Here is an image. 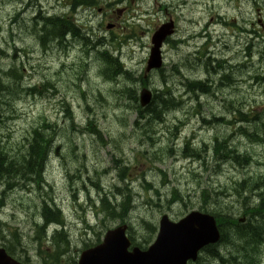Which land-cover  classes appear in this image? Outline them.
Masks as SVG:
<instances>
[{
	"label": "rangeland",
	"instance_id": "obj_1",
	"mask_svg": "<svg viewBox=\"0 0 264 264\" xmlns=\"http://www.w3.org/2000/svg\"><path fill=\"white\" fill-rule=\"evenodd\" d=\"M249 1L150 0L142 5L150 8L148 14L137 18L139 21L131 19L132 14L125 15L122 21L125 25H131L130 32L137 34L138 44L132 42L131 45L134 46L121 48L119 53L135 79L144 71L143 64L150 45L149 35L167 17L170 16L177 22V34L173 40L185 41L176 49L170 45L164 47L163 55V81L169 82L175 96L183 95L182 109L179 107L167 112L162 118L163 123H150L148 116V122L147 119L143 120L136 127L134 101L119 96L116 93L118 87L101 77L100 65L94 58L88 62L89 67L80 69L79 64L85 57L78 54V50L70 53L68 59L57 50L44 54L31 37L29 26H13L12 20L18 9L17 1L0 0V51L5 53L0 52V71L1 67L17 64L22 79L19 84L11 87L9 93H0V147L6 146L12 154H22L25 138L33 129L40 128L43 122L57 123L59 127H64H56L57 133L54 135V150L58 147V153L45 159V180L48 185L45 184V188L40 191L33 187L27 191L17 189L9 193L0 213L3 233L7 235V230H11L16 231L19 238L23 236V249L26 250L31 264H42L37 256V245L32 241L33 222L41 224V196L47 198L46 201L51 199L61 210L65 229L72 243L68 254L75 261L78 260L84 244L96 243L93 234H100L118 224L112 220L102 224V216L96 218L93 210V203H98L103 194L97 186L106 191H113L116 183L123 187L117 181V174L113 169V156L120 157L127 163L131 167V178H135L133 209L128 218V224L132 228L129 236H133L143 247L152 242L154 235L148 243H144L143 237L146 233L141 230L142 221L158 226L163 214L175 221L185 212L199 210V190L223 191L225 185L229 189L233 180L242 178L246 181L254 179L256 184L261 182L255 176L264 175V147L241 139L231 126L213 127L212 121L213 117L228 116L226 108L230 101L234 102L233 106L244 111L246 107L260 106L264 101L261 87L254 85L251 80L254 74L259 78L264 76V37L256 38L249 33L256 27L258 33L264 35V0ZM253 1H256V7ZM163 4L166 10L160 12L158 7ZM137 13L141 15L140 12ZM225 23L234 26H225ZM197 34L202 36L195 37ZM206 34L210 36V56L230 63L227 65L232 71L231 82L222 81L215 73L212 78L208 77L213 83L216 82L213 93L196 99L193 95H185L183 91L186 80H204L207 76L205 70L197 68V61L194 60L198 47L204 43L202 39L208 38ZM34 37L37 38L36 34ZM64 62L65 65L61 66ZM174 67L179 73L174 71ZM220 67L229 68L225 64ZM8 68L11 67H6L5 70ZM213 68L215 72L220 71L217 65ZM46 81L54 89L48 87ZM149 82L152 90L159 92L162 89L160 73L150 75ZM124 83L123 78L120 85L124 86ZM128 86L131 88L133 85ZM236 87L239 89H235ZM26 88H37L42 93L28 94ZM80 89L84 91L85 101H82ZM134 89L138 94V83ZM62 102L71 104L72 118L65 120ZM198 103L202 104V108H197ZM86 106H89V112ZM201 117L210 126L204 125ZM87 119H90L92 126H98L102 141L77 130V123L84 127ZM179 122L184 123L179 132L181 140L174 146L171 136ZM193 135V143L199 149H202L203 144L211 147L215 136L229 138L230 143H235L242 153L252 157L251 167L235 170L224 165L227 164L225 159L216 164V159L207 150L202 151L205 161L183 159L181 149L185 141ZM148 137L153 141L149 142ZM171 147L175 149L176 157H168ZM73 148L76 150L74 154ZM145 151L147 154L143 155ZM186 153L190 154L189 151ZM153 155L159 156L162 161L152 162ZM158 169L165 171V178L159 174ZM143 180L151 183L154 190H159L160 196H156L153 190H146ZM217 187H221V190H217ZM173 189L178 190L185 207L182 202L168 205ZM260 189L263 191L264 185ZM253 195L254 192L245 193V196L251 198ZM90 198L93 200L90 201ZM218 198L219 203L228 208L233 207V210L238 205L235 198ZM85 223L93 230H88ZM46 247L47 245L43 249H47ZM66 258L64 256L62 260L65 261ZM260 264H264V249L260 255Z\"/></svg>",
	"mask_w": 264,
	"mask_h": 264
},
{
	"label": "trees",
	"instance_id": "obj_2",
	"mask_svg": "<svg viewBox=\"0 0 264 264\" xmlns=\"http://www.w3.org/2000/svg\"><path fill=\"white\" fill-rule=\"evenodd\" d=\"M44 24V32L46 34L39 37L43 47L48 45L51 39L49 35L54 38L57 35V28L60 29L62 27L61 21H57V24L56 22L50 24L48 21H45ZM46 28H49L51 32L48 33V30L45 31ZM250 33L257 34L255 30L250 31ZM101 58L103 62L101 63L103 76L108 80L116 81V78L122 75V65L109 56L105 57L101 55ZM202 65L209 78H212V75L216 73L222 81L227 80L229 83L231 82L232 71L230 68L224 69L219 65L218 69H220V71L215 72L213 68L215 65H211L210 59L205 63L197 61V68L202 69ZM5 68L6 67H1L2 70L0 71V93H9L11 87L17 85L18 81H21V75H19V70L16 69L15 66L9 70H5ZM126 75L127 78H130L129 73L126 72ZM255 76H257L255 78L256 81L261 80L260 82L264 83V77L259 78L258 75ZM208 77L203 81L195 80L186 82L187 89L202 95L213 93L216 87H212L213 81ZM140 80L144 86L143 77H140ZM46 85L52 87V85L48 83ZM36 91V89L29 90L31 93H35ZM133 95L136 101V95ZM154 99V102L146 109H142L138 105L134 108L140 119L143 120L149 116L150 120L162 122V118L167 112L179 108L183 104L180 98H175L173 93L167 95L162 94L161 98L155 97ZM230 106L232 107V105ZM197 108L200 109L202 107L198 105ZM87 109L89 110V108ZM65 113L67 118H72L68 106H66ZM233 113H235L234 115H236L237 121L246 123L244 127L239 129L243 137L257 145L264 146V104L262 105L261 111L257 109L254 110L253 108L248 112L235 109ZM212 121H214L213 123L219 124L223 119L218 120L213 117ZM223 122H225V120ZM87 124L89 132L99 134V131L94 125L92 126L90 124V121H88ZM56 127H58L56 124L43 122L40 128L33 129L30 133V138L26 140V144L22 148V150H24L22 154L20 153L17 155L13 153L11 155L5 148L0 147V211L5 206L6 196H8L12 190L17 188L27 190L32 186H35L39 190L43 187L44 181L42 176L45 168V159L53 151V143L56 140L54 135L57 133ZM148 139H150V137H148ZM227 142V139H223L222 142H219V139L214 140L213 157L218 160L225 159L226 162L235 163L240 168L244 167L247 163V165H249L251 162L250 158L239 156L237 149L228 147ZM191 151L190 156L199 157L197 150L192 149ZM184 156H188V153H184ZM159 161H161V159L158 158L154 162ZM114 165L118 171L119 179L124 181L129 172L128 167L119 160H115ZM159 173L163 177L165 176V173L162 171ZM257 178L261 180L258 184H256L254 179L251 181L243 180L241 183H239V181L231 183L229 189L225 187L223 191L215 192L208 189L201 191L200 197L203 204H205L203 206L205 209L203 210L207 211L209 206L212 207L211 214L217 219L221 238L218 244L206 247L195 264H260L259 257L264 243V193L258 194V201L255 204H252L253 196L252 198L245 196V193L254 192L262 184L264 178H261V176ZM152 188L153 185L145 182L146 190H151ZM217 190H221V188ZM154 192L158 195L156 189ZM171 194V203L181 200L178 198V192L176 190L172 191ZM224 196L226 198H235L236 202H238L234 210L232 209L233 207L228 208L223 203L218 202V197L224 198ZM42 199L40 214L44 218V226L53 223L61 228L60 230L56 229L48 240L43 229L40 230L39 227H37L38 225L35 226L33 240L36 241L39 246L45 245L46 240L50 243L48 252L39 248V254L42 257L43 264H76L72 255L67 256V260H62V258L71 251L70 247L72 243L68 234L64 231V221L60 210L53 208L50 204H47L48 201L44 198ZM114 200L115 201L112 202L107 199V196H104L102 198L100 211L103 212L104 217L108 218V220L118 221L120 224L128 222L131 212L130 197H127L125 200L123 199V201L119 203L116 202V197ZM208 200H212V202L205 203ZM220 202L222 201L220 200ZM241 217L244 218V222H240ZM141 230L146 233L143 237V241L146 244L156 232V227L151 223L142 221ZM0 231L2 232V230ZM7 233L8 238L0 236V240H2V244L6 251L10 255H15L19 247H23V245L17 233L9 232V230H7ZM130 239L133 241L132 237H130ZM138 245L142 247V244ZM88 247L89 246H85L84 249ZM26 261L28 262V260Z\"/></svg>",
	"mask_w": 264,
	"mask_h": 264
},
{
	"label": "water",
	"instance_id": "obj_3",
	"mask_svg": "<svg viewBox=\"0 0 264 264\" xmlns=\"http://www.w3.org/2000/svg\"><path fill=\"white\" fill-rule=\"evenodd\" d=\"M172 24L162 26L152 37L153 47L147 63V72L161 67L160 47L172 33ZM151 93L143 90L140 104L147 106ZM126 227L108 231L102 244L83 251L77 264H187L194 262L198 252L219 240V232L213 216L194 212L177 223L163 216L154 243L146 250L133 248L125 236ZM0 264H19L0 248Z\"/></svg>",
	"mask_w": 264,
	"mask_h": 264
},
{
	"label": "flooded vegetation",
	"instance_id": "obj_4",
	"mask_svg": "<svg viewBox=\"0 0 264 264\" xmlns=\"http://www.w3.org/2000/svg\"><path fill=\"white\" fill-rule=\"evenodd\" d=\"M54 1L55 4H54ZM127 0H26V5L22 7H30L33 11L37 12V18L33 19L34 31L39 34L41 31V23L43 21H39L37 19H42L44 17H53V16H61L59 20L61 21H70L73 27L74 33L78 36L79 32L84 33L83 24L84 22V9L85 7H123L118 11V14L122 15L126 12L127 7H131L130 5H125ZM22 5V4H21ZM103 5V6H102ZM50 7V8H46ZM99 12L102 11L101 8H97ZM23 12L20 13L22 15ZM114 14V11L111 12ZM112 16L109 17L111 19ZM58 20V19H57ZM18 22V21H16ZM48 22L51 24L53 21ZM18 26L20 23L18 22ZM68 33L63 35V31L60 32V36L56 39V42H61V47L63 44H68L67 40ZM71 38H74L73 33L71 32ZM49 39V37H48Z\"/></svg>",
	"mask_w": 264,
	"mask_h": 264
},
{
	"label": "bare ground",
	"instance_id": "obj_5",
	"mask_svg": "<svg viewBox=\"0 0 264 264\" xmlns=\"http://www.w3.org/2000/svg\"><path fill=\"white\" fill-rule=\"evenodd\" d=\"M15 24H16V26H18V22L15 21ZM34 34H36V36H37V33H36L35 31H34ZM37 38H38V36H37ZM52 40H53V38H51V39L49 40L48 43H51ZM1 53L3 54V52H1ZM173 95H174V94H173Z\"/></svg>",
	"mask_w": 264,
	"mask_h": 264
}]
</instances>
